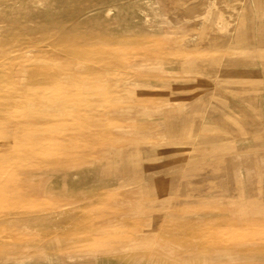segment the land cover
Returning a JSON list of instances; mask_svg holds the SVG:
<instances>
[{"label": "rangeland", "instance_id": "rangeland-1", "mask_svg": "<svg viewBox=\"0 0 264 264\" xmlns=\"http://www.w3.org/2000/svg\"><path fill=\"white\" fill-rule=\"evenodd\" d=\"M0 264H264V0H0Z\"/></svg>", "mask_w": 264, "mask_h": 264}]
</instances>
